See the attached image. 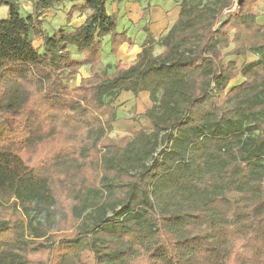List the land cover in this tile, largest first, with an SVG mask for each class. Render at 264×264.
Wrapping results in <instances>:
<instances>
[{"label":"trees","instance_id":"16d2710c","mask_svg":"<svg viewBox=\"0 0 264 264\" xmlns=\"http://www.w3.org/2000/svg\"><path fill=\"white\" fill-rule=\"evenodd\" d=\"M259 1L179 0L158 55L144 28L133 64L97 70L104 38L112 56L133 45L106 0H0V264H264ZM65 2L86 20L49 35ZM143 92L150 132L110 138L114 103Z\"/></svg>","mask_w":264,"mask_h":264},{"label":"rangeland","instance_id":"374dc122","mask_svg":"<svg viewBox=\"0 0 264 264\" xmlns=\"http://www.w3.org/2000/svg\"><path fill=\"white\" fill-rule=\"evenodd\" d=\"M120 1L121 0H114L113 5L116 2H118V4L116 3L117 9L118 8L121 9L122 5H124ZM113 5L111 4L110 0H107V6L113 7ZM27 8H28V3L27 2H22L21 8H20L21 12L22 13H27ZM63 9H64V7H63ZM63 9H62V6H60L57 10H55V12H59L58 15H54L52 11L49 12V13L47 12L46 16L44 15L43 30L46 31L49 35H51L55 30H57V29H59L61 27H66L67 16L64 13ZM233 9H234V6L228 12L233 11ZM112 12L113 11H111L110 15H112ZM228 12H226V14ZM253 13L255 15V18H256V21H257L258 24L264 23V0L259 1L254 6ZM113 14H115V13H113ZM7 16H8V9L6 7H1L0 8V20L1 19H6ZM74 16H76V15L73 14L72 18ZM83 16H85V15H83ZM83 16H81V17H83ZM117 17H118V22L123 23L124 20L120 19L121 16L119 17V14H117ZM72 18H71V20H72ZM74 18L75 19H74L73 23H79L78 22L79 20L76 19V17H74ZM168 29H169V27L167 26L165 31H163L162 33L159 34V36H158L159 39H160L161 36H163L166 33V31ZM135 39H136L137 42H139V35L136 36ZM131 41L133 42V45H134V41L135 40L134 41L131 40ZM157 41L155 40L154 41V45H153L152 52H153L154 55H158L162 51V48L157 44ZM105 42H106V39L103 40V44L102 45H104ZM33 45H34L35 48L39 49L40 45H41L40 40H34ZM102 49H103V46H102ZM129 50H131V49H129ZM69 51L71 53V56L74 59H81L82 58V55L77 53L74 48H70ZM104 56L105 55H104V53L102 51L101 58L103 60V63L100 64V66L97 68V70L105 69V67H111L109 62H108V60H106V57H104ZM247 57L248 58L246 60H247L248 63L249 62L250 63L251 62H255L258 59V57L255 56V55H248ZM230 59H232V57L228 58L227 60H230ZM133 63H134V61H132L130 63H125L124 65L126 67H128L129 65H131ZM242 63H243V60L239 59L238 62H237V65L240 66ZM108 72L110 73L111 69ZM89 75H90L89 68L88 67H84V68H81L79 70V74L76 77L69 78V79L65 78V83H67L70 88H74V87H76L79 84L81 78L88 77ZM242 81H243V79L241 78V76H238L236 79L232 80L229 83L228 89L239 85ZM215 90L216 89L214 88V85H213L211 93L214 94ZM114 105H117V110H118L119 113L117 114V120L112 125V130L108 133V136L110 138L119 139V138H122V137H128V136H131L134 132L140 130V128L146 129L147 133L150 132L149 124L144 119L141 118V115H143L144 112L152 106V102L150 101L149 95H148L147 92L140 93L137 96L129 97V98H127V97H125L123 95V96H121L119 98V100H117L114 103ZM108 114H109V109L105 110V112L100 115V118L103 121H105L107 119V117H108ZM175 134L176 133L174 132L173 133V138L174 137L176 138L177 135H175ZM170 147H171V141H169L166 144H162V145L160 144L157 147V150H156L155 154L153 155V158L154 159H159L160 156L162 155V153L168 151ZM149 163H151V161H149ZM109 216H111V214Z\"/></svg>","mask_w":264,"mask_h":264},{"label":"crops","instance_id":"0c3cea01","mask_svg":"<svg viewBox=\"0 0 264 264\" xmlns=\"http://www.w3.org/2000/svg\"><path fill=\"white\" fill-rule=\"evenodd\" d=\"M113 5L114 0H110ZM122 5L121 9H117L116 2L113 7L107 6L106 0V12L108 15L113 13L119 14L121 20H124L123 23L118 22L117 33L125 32L127 37L134 41V45L131 47L128 44L122 45L116 55H110V45L108 43L109 37H106V42L103 45V53L106 60H108L111 67H113L117 62L122 64L130 63L135 61L137 55L141 51V46L146 40V32L144 28L148 29L152 39L157 41L159 39V34L165 31L166 27L170 26L177 19L179 14V0H121ZM178 2V3H177ZM73 3L65 2L62 4V9L64 7V13L73 6ZM27 12H30V7L28 6ZM51 12V11H49ZM48 12V13H49ZM54 15H58L59 12L52 11ZM47 15V12L45 16ZM76 19L79 23H73L74 17L72 20L66 24L70 28H78L81 26L85 20L86 16H79L75 13ZM82 18V19H81ZM121 23V24H120ZM139 35V42L136 41L135 37ZM157 36V37H156ZM131 49V50H129ZM101 63L103 60L101 58ZM106 66V65H105ZM145 93V92H143ZM125 97H134L131 94H123ZM122 95V96H123Z\"/></svg>","mask_w":264,"mask_h":264},{"label":"water","instance_id":"95a60500","mask_svg":"<svg viewBox=\"0 0 264 264\" xmlns=\"http://www.w3.org/2000/svg\"><path fill=\"white\" fill-rule=\"evenodd\" d=\"M243 1H244V0H235V3H234L235 5H234V9H233V11L228 12V13L226 14V16H228V15H233V14H237V12L239 11V8L241 7Z\"/></svg>","mask_w":264,"mask_h":264}]
</instances>
